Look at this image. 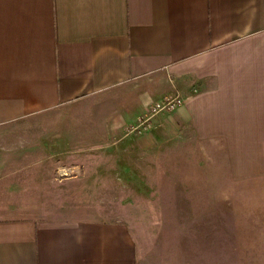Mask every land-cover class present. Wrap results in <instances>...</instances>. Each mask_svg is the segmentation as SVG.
<instances>
[{"label": "crops", "instance_id": "1", "mask_svg": "<svg viewBox=\"0 0 264 264\" xmlns=\"http://www.w3.org/2000/svg\"><path fill=\"white\" fill-rule=\"evenodd\" d=\"M177 93L181 106L131 130ZM104 96L109 143L149 148L189 127L224 149L232 178L258 194L253 217H264V0H0V264H138L129 225L83 212L81 190L73 212L58 210L56 174L79 165L51 169L31 134L5 130ZM67 124L74 133L58 136L77 148L52 156L77 158L81 121L57 123ZM44 178L53 194L39 190Z\"/></svg>", "mask_w": 264, "mask_h": 264}, {"label": "rangeland", "instance_id": "2", "mask_svg": "<svg viewBox=\"0 0 264 264\" xmlns=\"http://www.w3.org/2000/svg\"><path fill=\"white\" fill-rule=\"evenodd\" d=\"M107 99L46 111L5 129L31 134L28 145L51 155V169L79 165L66 176L56 174L65 194L57 205L61 214L77 208L72 194L81 190L83 212L100 211L102 218L129 225L138 264H264V217L252 212L258 194L232 178L224 149L196 140L189 127L149 148L111 144L104 124ZM64 118L81 121L77 158L52 156L77 148L67 136L75 127L57 125ZM61 130L67 135L59 137ZM76 176L80 183H64ZM37 183L46 194L58 185L47 178Z\"/></svg>", "mask_w": 264, "mask_h": 264}, {"label": "built area", "instance_id": "3", "mask_svg": "<svg viewBox=\"0 0 264 264\" xmlns=\"http://www.w3.org/2000/svg\"><path fill=\"white\" fill-rule=\"evenodd\" d=\"M184 102L180 94H166L161 99L153 101L147 108L146 115H143L139 122L131 127L132 131L147 130L151 127V119L160 114L176 110Z\"/></svg>", "mask_w": 264, "mask_h": 264}]
</instances>
